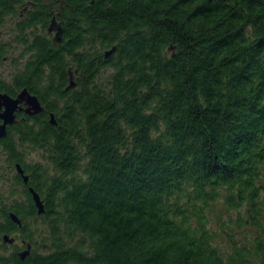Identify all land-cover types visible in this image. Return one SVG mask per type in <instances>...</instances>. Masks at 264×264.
Returning <instances> with one entry per match:
<instances>
[{"label": "trees", "instance_id": "1", "mask_svg": "<svg viewBox=\"0 0 264 264\" xmlns=\"http://www.w3.org/2000/svg\"><path fill=\"white\" fill-rule=\"evenodd\" d=\"M0 1L1 20L22 0ZM50 13L64 43L36 36L18 73L56 121L21 138L44 159L27 169L44 212L27 190L20 225L4 210L0 235L19 242L0 264H264V0Z\"/></svg>", "mask_w": 264, "mask_h": 264}, {"label": "flooded vegetation", "instance_id": "2", "mask_svg": "<svg viewBox=\"0 0 264 264\" xmlns=\"http://www.w3.org/2000/svg\"><path fill=\"white\" fill-rule=\"evenodd\" d=\"M64 3L65 0H56L59 8H62ZM45 4H48L47 0L19 1L14 5V10L5 16L2 15L0 20V96L4 94L14 100L18 98L23 89H26L30 95L36 96L42 107L41 111L35 113L30 109L27 100L20 99L13 105V120L4 123L1 114L6 106L0 99V127H3L4 130V134L0 136V222L3 221L4 210L7 211L9 220H12L10 214L14 213L13 206L20 203L21 196L22 199L26 198L22 192L24 190L29 192L31 186L30 173L27 169L32 166V162H27L29 160L27 156L29 144L21 142L22 131L27 128L42 127L46 122L52 124L50 118L51 114L54 115L50 102L41 101L38 95L29 90L18 77L19 70L32 54L31 45L36 36L37 38L46 37L54 45L64 43L66 20L59 21L56 18V13H50L47 20L41 18L38 13ZM0 13L2 12L0 11ZM52 21H54L55 28L49 30ZM57 30L59 40L55 37ZM11 145L15 147L16 151L13 148L15 152H11L8 148ZM26 165H28L27 168ZM19 167L22 168L23 174L27 175V182L23 181ZM11 237L15 241L16 237Z\"/></svg>", "mask_w": 264, "mask_h": 264}, {"label": "water", "instance_id": "3", "mask_svg": "<svg viewBox=\"0 0 264 264\" xmlns=\"http://www.w3.org/2000/svg\"><path fill=\"white\" fill-rule=\"evenodd\" d=\"M54 21L51 22V25L49 27V30H52L53 28H55L54 26ZM55 37L57 40H59V32L57 30L56 34H55ZM116 47L115 46H112L111 48L109 49H106L104 51V57L107 58L109 57L114 51H115ZM169 50H173V47H170ZM76 83H75V80L73 78V73L71 71H69V83L68 85L66 86V90L70 89V88H73L75 87ZM2 96V97H1ZM0 96V99H2L3 103L5 104L6 106V109L4 110V112L1 114V117H3L4 119V123L6 122H11L13 120V105L20 99H25L27 100V102L29 103L30 105V109L33 110V112L37 113L39 111L42 110V107L38 101V99L36 98V96H33V95H30L26 89H23L19 95H18V98L17 99H14L12 100L11 98H9L8 96L6 95H1ZM50 122L52 124H56V121L54 119V115L51 114V118H50ZM4 125V124H3ZM4 134V130H3V127H0V136ZM19 171L22 175V179L24 182H27V175H24L23 174V170L21 167H19ZM29 192L31 194V198L33 200V203L35 205V208H36V211H37V214H42L44 212V204H43V201L42 199L40 198L39 194L30 186L29 187ZM10 217L12 219V221L14 223H16L17 225H20L21 224V221L19 219V217L11 212L10 214ZM2 241L4 243H7V244H12L14 242V238L11 237L9 234L7 233H4L2 235ZM30 249H31V246L30 244H27L26 248L20 250L18 252V256L21 260H23L30 252Z\"/></svg>", "mask_w": 264, "mask_h": 264}, {"label": "rangeland", "instance_id": "4", "mask_svg": "<svg viewBox=\"0 0 264 264\" xmlns=\"http://www.w3.org/2000/svg\"><path fill=\"white\" fill-rule=\"evenodd\" d=\"M47 2L48 3H55V5L57 6V4H56V0H47ZM74 79H75V75H74V77H73ZM28 149V161L27 162H32V163H35V162H39V163H43L44 162V159H43V157H42V155H41V152H40V150H38V149H33V150H31V149H29V148H27ZM31 159V160H30ZM21 200H23L22 199V196H21ZM11 236H15L14 234H12ZM2 235H0V244L2 243ZM16 237V236H15ZM16 244H18V242H19V240L18 239H16L15 238V241H14ZM11 245L12 244H7V243H5V249L3 250V252L5 253V254H9L10 252H12V248H11ZM1 250V249H0Z\"/></svg>", "mask_w": 264, "mask_h": 264}]
</instances>
